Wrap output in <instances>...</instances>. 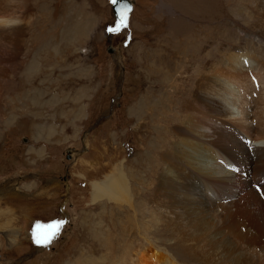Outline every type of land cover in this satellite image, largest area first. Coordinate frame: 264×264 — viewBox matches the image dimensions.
Masks as SVG:
<instances>
[{"label":"bare ground","instance_id":"obj_1","mask_svg":"<svg viewBox=\"0 0 264 264\" xmlns=\"http://www.w3.org/2000/svg\"><path fill=\"white\" fill-rule=\"evenodd\" d=\"M62 3L0 0V98L7 86L0 123L12 121L7 116L19 100L43 97L35 89L29 93V86L42 82L54 65L58 71L62 57L87 37L89 15L72 22L70 4ZM162 6L174 17L157 21L165 22V32L150 49L166 53L157 56L165 79L155 81L156 103L143 96L160 105L156 121L163 133L152 146L160 160L149 200L152 221L166 227L181 256L192 255L202 264H264V0H166ZM233 11L242 13V22L238 16L237 24L225 22ZM67 40L69 45L58 47ZM204 48L210 50L201 54ZM195 62V79L173 80L175 69ZM171 121L173 134L168 135L160 127ZM89 184L93 203L132 208L121 170ZM156 258L157 253H139L128 264H159Z\"/></svg>","mask_w":264,"mask_h":264},{"label":"rangeland","instance_id":"obj_2","mask_svg":"<svg viewBox=\"0 0 264 264\" xmlns=\"http://www.w3.org/2000/svg\"><path fill=\"white\" fill-rule=\"evenodd\" d=\"M48 1L70 4L72 22L88 14L85 21L92 27L76 51L62 57L58 71L54 65L44 82L28 85L29 93L35 89L44 96L32 103L19 100L7 116L12 121L0 123V264H128L130 257L146 252L157 253L159 264H202L192 255L181 256L166 227L152 221L149 204L160 165L152 146L163 138L156 121L160 105L152 102L159 96L155 81L164 80L160 73L166 70L157 58L166 53H154L150 46L174 17L162 6L166 0H130L132 9L120 26L111 13V0ZM241 15L233 11L224 21L237 24V16L240 22L244 19ZM162 18L164 24H156ZM67 41L58 47L69 45ZM143 46L147 52L141 55ZM196 65H181L173 80L195 79ZM175 111L180 118V110ZM173 122L161 130L172 135ZM118 170L128 179L132 208L106 200L93 203L89 183ZM38 221L57 225L46 248L32 243Z\"/></svg>","mask_w":264,"mask_h":264},{"label":"water","instance_id":"obj_3","mask_svg":"<svg viewBox=\"0 0 264 264\" xmlns=\"http://www.w3.org/2000/svg\"><path fill=\"white\" fill-rule=\"evenodd\" d=\"M110 10L116 25H121L124 21V17L130 12L131 5L129 0H111Z\"/></svg>","mask_w":264,"mask_h":264},{"label":"snow or ice","instance_id":"obj_4","mask_svg":"<svg viewBox=\"0 0 264 264\" xmlns=\"http://www.w3.org/2000/svg\"><path fill=\"white\" fill-rule=\"evenodd\" d=\"M34 242H35L36 244H41V243H42V241H41L40 239L35 238V234H34ZM43 242H44V243L50 242V237H49L48 239H46L45 241H43Z\"/></svg>","mask_w":264,"mask_h":264},{"label":"flooded vegetation","instance_id":"obj_5","mask_svg":"<svg viewBox=\"0 0 264 264\" xmlns=\"http://www.w3.org/2000/svg\"><path fill=\"white\" fill-rule=\"evenodd\" d=\"M74 157H76V156H74ZM53 235V234H52ZM31 245V244H30ZM31 246H33V245H31Z\"/></svg>","mask_w":264,"mask_h":264},{"label":"clouds","instance_id":"obj_6","mask_svg":"<svg viewBox=\"0 0 264 264\" xmlns=\"http://www.w3.org/2000/svg\"><path fill=\"white\" fill-rule=\"evenodd\" d=\"M16 23H19V22H16Z\"/></svg>","mask_w":264,"mask_h":264}]
</instances>
